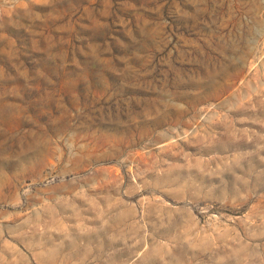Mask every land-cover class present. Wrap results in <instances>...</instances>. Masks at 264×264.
I'll return each mask as SVG.
<instances>
[{
	"label": "rangeland",
	"instance_id": "obj_1",
	"mask_svg": "<svg viewBox=\"0 0 264 264\" xmlns=\"http://www.w3.org/2000/svg\"><path fill=\"white\" fill-rule=\"evenodd\" d=\"M0 264H264V0H0Z\"/></svg>",
	"mask_w": 264,
	"mask_h": 264
}]
</instances>
